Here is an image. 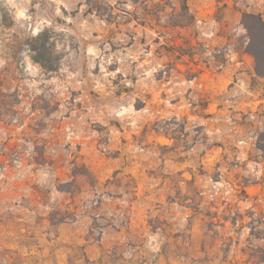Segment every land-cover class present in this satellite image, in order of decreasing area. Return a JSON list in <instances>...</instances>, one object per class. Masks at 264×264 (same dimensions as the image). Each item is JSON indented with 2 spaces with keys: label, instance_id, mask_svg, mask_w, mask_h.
Returning <instances> with one entry per match:
<instances>
[{
  "label": "rangeland",
  "instance_id": "rangeland-1",
  "mask_svg": "<svg viewBox=\"0 0 264 264\" xmlns=\"http://www.w3.org/2000/svg\"><path fill=\"white\" fill-rule=\"evenodd\" d=\"M243 12L264 0H0V264H264Z\"/></svg>",
  "mask_w": 264,
  "mask_h": 264
},
{
  "label": "trees",
  "instance_id": "trees-1",
  "mask_svg": "<svg viewBox=\"0 0 264 264\" xmlns=\"http://www.w3.org/2000/svg\"><path fill=\"white\" fill-rule=\"evenodd\" d=\"M241 22L248 37L245 49L254 58L255 72L264 77V19L259 13L243 12ZM54 35V32L42 30L32 37L29 45L32 61L50 71H55L60 61L54 47L55 41H50Z\"/></svg>",
  "mask_w": 264,
  "mask_h": 264
}]
</instances>
